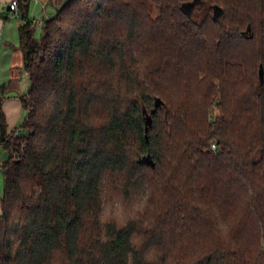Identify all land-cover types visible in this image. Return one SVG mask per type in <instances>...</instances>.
Segmentation results:
<instances>
[{
    "label": "trees",
    "instance_id": "trees-1",
    "mask_svg": "<svg viewBox=\"0 0 264 264\" xmlns=\"http://www.w3.org/2000/svg\"><path fill=\"white\" fill-rule=\"evenodd\" d=\"M17 2L30 87L21 132L0 96V264H151L133 238L153 228L181 244L160 264H264V0H67L40 36ZM105 175L146 182L145 225L103 220Z\"/></svg>",
    "mask_w": 264,
    "mask_h": 264
},
{
    "label": "crops",
    "instance_id": "crops-1",
    "mask_svg": "<svg viewBox=\"0 0 264 264\" xmlns=\"http://www.w3.org/2000/svg\"><path fill=\"white\" fill-rule=\"evenodd\" d=\"M11 1L0 0V96L7 131L17 129V132H21L23 128L20 125L27 118L28 110L23 106L20 96L28 91L30 80L23 66V51L20 47L19 25L22 19L19 10L15 13L10 8ZM66 1L30 0L28 17L37 20L38 25L42 26L43 20L55 15ZM5 152L1 150L0 162Z\"/></svg>",
    "mask_w": 264,
    "mask_h": 264
},
{
    "label": "rangeland",
    "instance_id": "rangeland-1",
    "mask_svg": "<svg viewBox=\"0 0 264 264\" xmlns=\"http://www.w3.org/2000/svg\"><path fill=\"white\" fill-rule=\"evenodd\" d=\"M43 28L42 26H37L35 35L40 36L42 33ZM214 113H218L217 107H214L212 110ZM1 150L6 151L2 155L1 161H4L9 153L8 150L1 145L0 146V154ZM1 166V165H0ZM2 169V168H1ZM120 180L116 179L115 177H111V175H105L102 185H101V193H102V201H103V210H102V218L104 221H115L118 225H122L129 220H134L139 222V225L143 226L145 223L146 215H151L152 211L156 209L157 203H151V191L148 189L146 182L142 181L137 185L131 187L129 193L125 192V188L123 183L120 184ZM4 192V183H3V173L0 170V196L3 195ZM145 196L148 197L146 205L143 207V210H140V205L145 199ZM151 208V210L149 209ZM143 218V219H140ZM224 219L225 227L226 225L229 227L234 226L230 223L231 216L226 217ZM219 226L223 227V223ZM155 229L148 230V233L144 235L142 232L138 231L133 238V241L136 245H146L145 251L147 258L150 260L151 264H160V256L164 252H168V248L170 246L169 254L171 251V256L173 255V249L177 250L178 246L181 245L179 242L173 243L172 242V235L170 238L166 240V244L158 241L155 237H153ZM230 231V228H229ZM188 237V236H187ZM192 239L191 241H193ZM188 243V242H187ZM197 242H190L188 243L187 247L191 249V251L195 248V244ZM179 251L180 248L178 249ZM187 250V249H185ZM184 250V251H185Z\"/></svg>",
    "mask_w": 264,
    "mask_h": 264
},
{
    "label": "built area",
    "instance_id": "built-area-1",
    "mask_svg": "<svg viewBox=\"0 0 264 264\" xmlns=\"http://www.w3.org/2000/svg\"><path fill=\"white\" fill-rule=\"evenodd\" d=\"M10 8L15 11V13H18V2L17 0H12L10 2ZM212 147H216V143H212Z\"/></svg>",
    "mask_w": 264,
    "mask_h": 264
},
{
    "label": "water",
    "instance_id": "water-1",
    "mask_svg": "<svg viewBox=\"0 0 264 264\" xmlns=\"http://www.w3.org/2000/svg\"><path fill=\"white\" fill-rule=\"evenodd\" d=\"M259 76H260V82L263 83V81H264V72H263V65L262 64H260Z\"/></svg>",
    "mask_w": 264,
    "mask_h": 264
},
{
    "label": "clouds",
    "instance_id": "clouds-1",
    "mask_svg": "<svg viewBox=\"0 0 264 264\" xmlns=\"http://www.w3.org/2000/svg\"><path fill=\"white\" fill-rule=\"evenodd\" d=\"M147 199H148V197L145 196L144 201H143L142 204L140 205V210H143V207H144V206L146 205V203H147Z\"/></svg>",
    "mask_w": 264,
    "mask_h": 264
}]
</instances>
